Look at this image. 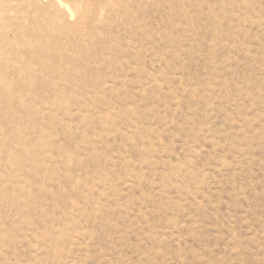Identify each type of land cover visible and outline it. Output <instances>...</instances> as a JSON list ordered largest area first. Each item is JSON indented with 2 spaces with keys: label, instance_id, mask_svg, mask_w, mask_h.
<instances>
[{
  "label": "rangeland",
  "instance_id": "rangeland-1",
  "mask_svg": "<svg viewBox=\"0 0 264 264\" xmlns=\"http://www.w3.org/2000/svg\"><path fill=\"white\" fill-rule=\"evenodd\" d=\"M63 9L7 33L0 264H264V0Z\"/></svg>",
  "mask_w": 264,
  "mask_h": 264
},
{
  "label": "bare ground",
  "instance_id": "bare-ground-1",
  "mask_svg": "<svg viewBox=\"0 0 264 264\" xmlns=\"http://www.w3.org/2000/svg\"><path fill=\"white\" fill-rule=\"evenodd\" d=\"M64 3L65 0H5V1L0 0V94L1 95L3 94L7 96L8 95L13 96L15 94V93H4L6 72H4L3 67L5 66V64L9 63V61H5L4 55L6 54L8 55V51H11L13 49V46L10 47L12 42L10 43L9 36L7 35V33L11 32L15 36L16 34L23 33L24 29H22V27L24 26L22 25V21L24 20V15H26L27 13L33 14L37 10H43V11L47 10L48 14L51 15L52 21L55 20L65 23V17H68V15L70 14L64 11L63 9ZM3 13H10L15 15L16 17L6 19L2 17L4 15ZM45 39L47 42L48 40L47 38H42L41 40L45 41ZM16 49L17 51H20L21 48L17 47ZM21 98L20 96L19 98H15L16 103L19 104L20 106H22L25 103V101Z\"/></svg>",
  "mask_w": 264,
  "mask_h": 264
}]
</instances>
